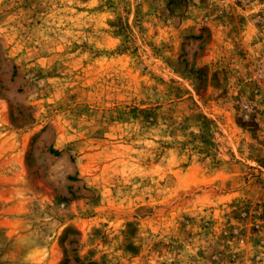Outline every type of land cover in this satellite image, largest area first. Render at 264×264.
<instances>
[{
    "label": "rangeland",
    "instance_id": "rangeland-1",
    "mask_svg": "<svg viewBox=\"0 0 264 264\" xmlns=\"http://www.w3.org/2000/svg\"><path fill=\"white\" fill-rule=\"evenodd\" d=\"M79 263L264 264V0H0V264Z\"/></svg>",
    "mask_w": 264,
    "mask_h": 264
},
{
    "label": "trees",
    "instance_id": "trees-1",
    "mask_svg": "<svg viewBox=\"0 0 264 264\" xmlns=\"http://www.w3.org/2000/svg\"><path fill=\"white\" fill-rule=\"evenodd\" d=\"M74 262H78V258H74ZM79 264H83V263H79Z\"/></svg>",
    "mask_w": 264,
    "mask_h": 264
}]
</instances>
